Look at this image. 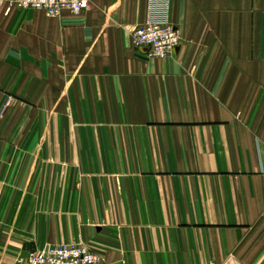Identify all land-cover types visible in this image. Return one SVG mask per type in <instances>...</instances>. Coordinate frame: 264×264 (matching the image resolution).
Segmentation results:
<instances>
[{"label": "crops", "instance_id": "0c3cea01", "mask_svg": "<svg viewBox=\"0 0 264 264\" xmlns=\"http://www.w3.org/2000/svg\"><path fill=\"white\" fill-rule=\"evenodd\" d=\"M0 0V264L61 243L107 264H264V0Z\"/></svg>", "mask_w": 264, "mask_h": 264}, {"label": "built area", "instance_id": "2783aa9c", "mask_svg": "<svg viewBox=\"0 0 264 264\" xmlns=\"http://www.w3.org/2000/svg\"><path fill=\"white\" fill-rule=\"evenodd\" d=\"M9 6L41 10L57 16L63 10L79 14L87 10L91 0H8ZM168 0H148L145 21L131 30L135 48L146 49L147 57L164 58L178 45L180 35L169 19ZM13 264H107L103 257L84 244L61 243L45 251L31 252Z\"/></svg>", "mask_w": 264, "mask_h": 264}]
</instances>
